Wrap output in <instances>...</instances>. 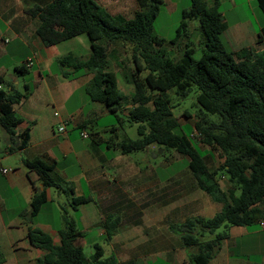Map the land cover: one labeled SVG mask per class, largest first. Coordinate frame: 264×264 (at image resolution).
<instances>
[{
  "label": "trees",
  "instance_id": "16d2710c",
  "mask_svg": "<svg viewBox=\"0 0 264 264\" xmlns=\"http://www.w3.org/2000/svg\"><path fill=\"white\" fill-rule=\"evenodd\" d=\"M138 8L132 17L111 14L96 0H52L43 7L26 11L39 20L36 34L45 46H53L79 35L89 41L90 54L85 60L67 54L58 60L73 71L93 74L85 87L88 97L103 103L110 113L121 107L123 94L118 90L117 77L109 70L108 51L114 40H120L130 52L133 69L126 66L122 72L133 86L130 97L132 108L126 121L136 124L139 139L125 138L115 144L122 154L145 150L156 144L163 149H173L188 158L187 166L195 186L214 202L222 204L218 214L210 219L201 217L186 219L180 226H171L186 248L196 247L189 254L193 264H207L213 249L226 238L216 234L211 241L199 237L213 234L222 226H250L264 220V25L259 29L256 45L228 51L221 42L223 15L219 2L208 6L207 0H189L190 7L181 13L178 32L186 34L188 21H196L199 27L200 57L196 50L187 47L183 57L174 62L168 51L162 48L163 38L153 32V21L162 0H135ZM264 20V0H256ZM175 35V39L179 36ZM187 37V35H185ZM24 67L17 68V71ZM145 72L144 76L141 74ZM67 76V74H64ZM6 81L0 77V127L10 137L21 119L14 107L23 101L27 89L21 93L6 89ZM193 86L198 93L196 102L200 108L194 133L186 136L180 130L178 120L172 114L167 92L174 89L179 97H185ZM188 117V113L184 112ZM211 117H215L211 119ZM120 124L124 119L115 115ZM17 149L27 146L28 131L17 136ZM196 142L206 147L218 148L224 161L220 168L211 171L204 161L203 152ZM35 171L43 186L61 187L49 176L51 168L39 160L24 161ZM218 173L227 179L230 187L224 191L217 180ZM70 205L77 206L90 201L89 197H74L71 190ZM46 202L45 192H35L31 200V212L35 215ZM117 216H107L103 223L105 237L110 239L119 225ZM65 227L59 231L60 244L55 246L44 233L29 231L31 246L46 251L36 264H116L113 257L104 258L102 248L93 244L90 262L85 263L83 249L77 244L85 237L74 220L64 218ZM0 256V264H1Z\"/></svg>",
  "mask_w": 264,
  "mask_h": 264
},
{
  "label": "crops",
  "instance_id": "0c3cea01",
  "mask_svg": "<svg viewBox=\"0 0 264 264\" xmlns=\"http://www.w3.org/2000/svg\"><path fill=\"white\" fill-rule=\"evenodd\" d=\"M51 1L0 0V77L6 81L8 92L12 88L18 91V82L6 79L5 75L12 69L18 72L17 68L23 66L18 73L24 76L23 89L28 91L27 97L14 107L16 116L21 119L14 137L0 127V163L13 162L12 169L9 167L6 174L1 172L6 168L0 164L1 264H36L37 259L46 254L45 250L31 246L29 231L46 234L52 244L58 246L59 231L65 227L66 217L74 220L85 236L94 228H100V236H105L103 223L107 216L120 218L126 211L135 216L145 215L153 200L159 204L167 196L164 202L169 203V197L174 193V178H168L163 186L157 174L142 171V166L115 146L127 138L121 123L126 121L132 108L129 100L133 86L124 73L121 71L124 100L113 114L103 103L88 97L85 87L92 79L91 72H76L58 63L67 54L79 60L87 59L90 54L87 37L79 35L57 45L45 46L36 34L39 20L26 11L46 6ZM96 1L113 15H122L128 9L134 12L138 8L135 0H127L132 2H125L120 7L117 3L121 0ZM214 1L220 3L223 0H207L208 6ZM179 35L181 37L182 32L176 36ZM116 41L120 40L113 42ZM109 52V70L113 71ZM30 58L33 65L27 68L25 62ZM128 68L132 71L133 66ZM9 76L14 78L15 75ZM55 112L58 117L54 116ZM115 115L124 120L116 125L112 122V119L116 121ZM66 118L70 123L66 133L60 134L57 126ZM24 131L29 135L27 146L17 149L20 144L17 136ZM82 131H87L89 138H81ZM25 160H39L49 166L50 178L62 188H45L38 174L25 166ZM69 190L72 196L89 197L90 201L74 209L70 205ZM41 191L45 192L46 202L37 214L32 215V197ZM90 217H98L99 221H89ZM83 239L77 241L81 247ZM179 258L175 264H193L188 257Z\"/></svg>",
  "mask_w": 264,
  "mask_h": 264
},
{
  "label": "rangeland",
  "instance_id": "374dc122",
  "mask_svg": "<svg viewBox=\"0 0 264 264\" xmlns=\"http://www.w3.org/2000/svg\"><path fill=\"white\" fill-rule=\"evenodd\" d=\"M125 2L132 1L121 0L117 6H123ZM189 7V0H165L161 3L153 21L154 34L165 40L162 48L169 52L174 62H178L183 57L187 47L196 50L193 55L195 59H198L201 54L199 50L201 36L196 21L188 22L189 25L185 29L187 37L182 35L175 39L176 30L182 21L181 13ZM219 11L223 15L221 42L226 50L237 51L243 47L253 46L258 50L263 49L261 45L255 44L259 29L264 25L256 0H223L219 4ZM133 13L128 9L122 12V15L129 18ZM109 50V58L118 80V90L124 94L121 71L127 65L133 66L129 61L130 52L121 41L113 42ZM9 75L15 76L12 78ZM144 75L145 72L141 74V76ZM23 77L21 73L14 72L13 69L5 75L6 79L18 82L17 89L21 93L25 91ZM197 93L196 86H193L185 97H179L174 89L167 92L172 114L180 126V130H176L178 134L191 136L194 133L200 111L196 102ZM184 112L188 113V117L184 116ZM213 118L215 117H211ZM112 122L118 124L115 119L114 121L112 119ZM121 125L128 139H139L136 124L125 121ZM195 144L203 152L204 161L209 170L214 171L222 166L224 158L218 148L206 147L199 142ZM129 155L142 166V171L157 174L163 186L168 178H174V193L170 195L169 203L164 202L167 196L159 204L153 200L148 205L145 215L135 216L126 211L123 216L118 217L119 220L121 219L120 226L110 239L100 236V228H94L87 233L82 246L84 262H90V256L94 252L93 244H98L102 248L104 258L113 257L116 264H175L180 256L186 258L189 254L196 253V247H184L179 236L172 232L170 227L180 226L186 219L196 217L210 219L220 212L222 204L214 202L195 186L187 166L188 158L175 150L163 149L156 144H151L145 150L131 152ZM0 164L6 169L9 167L12 169L13 166L11 161ZM217 180L224 191L230 187L222 173H218ZM89 221L98 222L99 218L90 217ZM216 234H226V238L214 247L209 264H264V220L245 227L222 226L215 233L199 238L201 241H211Z\"/></svg>",
  "mask_w": 264,
  "mask_h": 264
},
{
  "label": "built area",
  "instance_id": "2783aa9c",
  "mask_svg": "<svg viewBox=\"0 0 264 264\" xmlns=\"http://www.w3.org/2000/svg\"><path fill=\"white\" fill-rule=\"evenodd\" d=\"M32 65H33V61H32V59L30 58V59H27L26 60V62H25V66L27 67V68H29V67H32ZM54 116L55 117H58V113L57 112H55L54 113ZM70 123V119H68V118H66V119H62V120H60L59 121V124H58V126H57V132L58 133H60V134H65L66 133V127H67V125ZM80 136H81V138H83V139H87V138H89V133L87 132V131H82L81 133H80ZM8 169H1V172L3 173V174H6V173H8Z\"/></svg>",
  "mask_w": 264,
  "mask_h": 264
}]
</instances>
